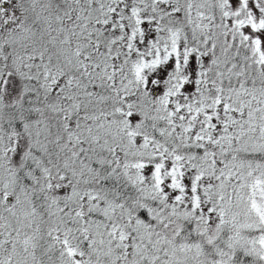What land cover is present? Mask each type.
Returning <instances> with one entry per match:
<instances>
[{"label": "snow or ice", "instance_id": "obj_1", "mask_svg": "<svg viewBox=\"0 0 264 264\" xmlns=\"http://www.w3.org/2000/svg\"><path fill=\"white\" fill-rule=\"evenodd\" d=\"M0 264H264V0H0Z\"/></svg>", "mask_w": 264, "mask_h": 264}]
</instances>
